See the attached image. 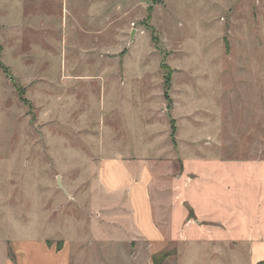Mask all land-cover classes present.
I'll use <instances>...</instances> for the list:
<instances>
[{"label":"rangeland","instance_id":"obj_1","mask_svg":"<svg viewBox=\"0 0 264 264\" xmlns=\"http://www.w3.org/2000/svg\"><path fill=\"white\" fill-rule=\"evenodd\" d=\"M0 61V255L6 239H46L72 242L73 264H130V244L93 235L118 217L90 162L113 108L137 133L181 123L221 132L223 156L264 157V0H0ZM165 252L178 264L180 248Z\"/></svg>","mask_w":264,"mask_h":264},{"label":"crops","instance_id":"obj_2","mask_svg":"<svg viewBox=\"0 0 264 264\" xmlns=\"http://www.w3.org/2000/svg\"><path fill=\"white\" fill-rule=\"evenodd\" d=\"M109 74L110 86H125V79ZM89 75L73 78L81 85L96 78ZM102 80L107 86L106 77ZM143 93L138 86L133 106L140 102L143 107ZM167 108L159 103L152 111L158 121L167 120ZM183 111L184 116L175 109L181 122L186 119L185 103ZM119 113L123 116L113 108L102 115L103 127L90 134L99 141L100 152L90 161L97 187L111 212L118 214L96 225L94 238L130 244V264H154L155 256L171 248H180L178 264H264V157L223 156L221 132L183 136L181 123L175 134L166 122L163 129L137 133L123 121L118 125ZM214 147L215 154L201 151ZM192 148L201 152L192 153ZM74 247L70 241L57 247L46 239H6L0 264H73Z\"/></svg>","mask_w":264,"mask_h":264},{"label":"trees","instance_id":"obj_3","mask_svg":"<svg viewBox=\"0 0 264 264\" xmlns=\"http://www.w3.org/2000/svg\"><path fill=\"white\" fill-rule=\"evenodd\" d=\"M0 68H1L5 73L7 72L6 68H5L4 65L1 63V61H0ZM166 84H167V85H170V79H167ZM165 97H166V99L169 98L168 91L165 92ZM169 256H170V255H167V252L155 256V257H154V264H164L165 261L169 258Z\"/></svg>","mask_w":264,"mask_h":264},{"label":"water","instance_id":"obj_4","mask_svg":"<svg viewBox=\"0 0 264 264\" xmlns=\"http://www.w3.org/2000/svg\"><path fill=\"white\" fill-rule=\"evenodd\" d=\"M59 182H60V178H59Z\"/></svg>","mask_w":264,"mask_h":264}]
</instances>
